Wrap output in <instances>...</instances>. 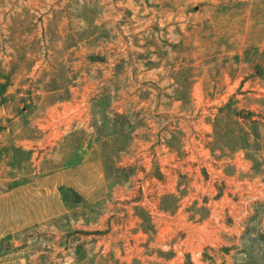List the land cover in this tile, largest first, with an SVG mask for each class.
<instances>
[{"label": "rangeland", "instance_id": "374dc122", "mask_svg": "<svg viewBox=\"0 0 264 264\" xmlns=\"http://www.w3.org/2000/svg\"><path fill=\"white\" fill-rule=\"evenodd\" d=\"M0 264H264V0H0Z\"/></svg>", "mask_w": 264, "mask_h": 264}]
</instances>
